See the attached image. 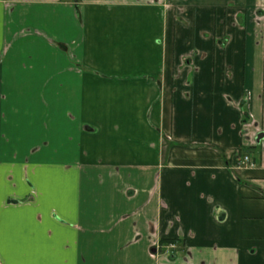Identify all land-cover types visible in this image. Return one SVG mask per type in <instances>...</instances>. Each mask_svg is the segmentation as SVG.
I'll list each match as a JSON object with an SVG mask.
<instances>
[{"label": "crops", "instance_id": "0c3cea01", "mask_svg": "<svg viewBox=\"0 0 264 264\" xmlns=\"http://www.w3.org/2000/svg\"><path fill=\"white\" fill-rule=\"evenodd\" d=\"M0 264H264V0H0Z\"/></svg>", "mask_w": 264, "mask_h": 264}, {"label": "built area", "instance_id": "2783aa9c", "mask_svg": "<svg viewBox=\"0 0 264 264\" xmlns=\"http://www.w3.org/2000/svg\"><path fill=\"white\" fill-rule=\"evenodd\" d=\"M249 160H250V159H249V157H248V156H246V157L244 158V162H245V163H248V162H249Z\"/></svg>", "mask_w": 264, "mask_h": 264}, {"label": "rangeland", "instance_id": "374dc122", "mask_svg": "<svg viewBox=\"0 0 264 264\" xmlns=\"http://www.w3.org/2000/svg\"><path fill=\"white\" fill-rule=\"evenodd\" d=\"M170 244H171V245H170V248H172V249L175 248L174 245H173L172 243H170Z\"/></svg>", "mask_w": 264, "mask_h": 264}, {"label": "trees", "instance_id": "16d2710c", "mask_svg": "<svg viewBox=\"0 0 264 264\" xmlns=\"http://www.w3.org/2000/svg\"><path fill=\"white\" fill-rule=\"evenodd\" d=\"M244 119H245V116H244ZM246 120V119H245ZM169 243H172V242H169Z\"/></svg>", "mask_w": 264, "mask_h": 264}]
</instances>
